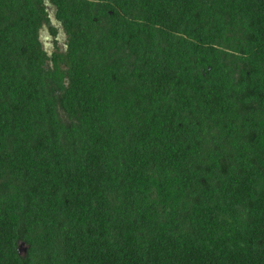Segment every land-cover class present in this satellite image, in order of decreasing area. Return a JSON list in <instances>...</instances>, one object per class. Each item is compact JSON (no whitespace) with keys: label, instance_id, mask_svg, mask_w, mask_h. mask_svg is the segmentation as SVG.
I'll list each match as a JSON object with an SVG mask.
<instances>
[{"label":"trees","instance_id":"obj_1","mask_svg":"<svg viewBox=\"0 0 264 264\" xmlns=\"http://www.w3.org/2000/svg\"><path fill=\"white\" fill-rule=\"evenodd\" d=\"M0 264H264V0H0Z\"/></svg>","mask_w":264,"mask_h":264},{"label":"rangeland","instance_id":"obj_2","mask_svg":"<svg viewBox=\"0 0 264 264\" xmlns=\"http://www.w3.org/2000/svg\"><path fill=\"white\" fill-rule=\"evenodd\" d=\"M53 25H54V27L59 29V34L57 37L58 49L60 51H64L65 47H66V37L56 22H54ZM41 41L44 45V49L46 50V52L48 54H51L54 51V48H53V44H52V38L49 35L47 28H44L41 31Z\"/></svg>","mask_w":264,"mask_h":264}]
</instances>
